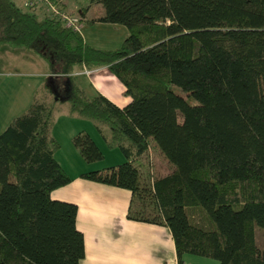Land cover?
<instances>
[{
    "label": "trees",
    "instance_id": "1",
    "mask_svg": "<svg viewBox=\"0 0 264 264\" xmlns=\"http://www.w3.org/2000/svg\"><path fill=\"white\" fill-rule=\"evenodd\" d=\"M90 2L104 9L98 22L126 27L120 47H94L43 6L16 0H0V47L42 58L47 80L67 79L54 91L64 90L71 113L110 128L107 147L125 159L113 181L132 196L127 218L166 226L177 264L185 254L264 264L255 241V227L264 228V0ZM100 66L124 86L123 107L89 97L72 75ZM43 92L0 133V264L85 256L77 205L51 197L71 177L55 159ZM72 143L87 163L104 158L84 131ZM149 148L172 168L150 184L135 165Z\"/></svg>",
    "mask_w": 264,
    "mask_h": 264
},
{
    "label": "crops",
    "instance_id": "2",
    "mask_svg": "<svg viewBox=\"0 0 264 264\" xmlns=\"http://www.w3.org/2000/svg\"><path fill=\"white\" fill-rule=\"evenodd\" d=\"M16 1L21 5L25 2V0ZM58 2L62 9L77 14L81 18L82 27L85 22H91L94 25L108 24L97 21L104 14L101 4L91 3L90 0H58ZM43 62L46 69L42 73L44 82L50 73L46 62ZM105 69H108L107 66L92 69L82 67L76 69L72 75L87 95L88 93L80 85L78 77L84 76L89 80L97 94L104 96L118 107H123L128 103L126 97H122L124 86L117 78L115 79L119 82L110 78L108 74H104ZM48 81L52 84L48 83L49 87L54 88V90L55 88L66 87L68 84L67 79L64 78ZM108 82L114 86L118 97L109 92ZM43 89L45 90V88ZM43 89L41 86L33 91L31 89L34 93L33 98L31 99L28 94L26 97L24 94L15 106L22 108L19 110H23ZM46 93L49 95L48 92ZM97 130L99 133L104 132L101 126H98ZM74 135H70L71 139ZM104 136L107 137L106 134ZM109 136L105 138V142ZM61 148L62 145L60 144L59 149L55 152V159L60 165L56 155ZM69 150L71 157L74 158L70 160V164H73L74 160L76 164L80 160L85 161L73 143ZM87 165L92 167L77 168L74 177L61 166L69 174L71 181L51 192L53 199L72 202L78 207L76 225L83 233L85 245V256L79 264H177L175 246L169 229L164 225L127 218L132 196L129 190L115 186L113 180L116 171L108 170L106 166H101L96 162ZM89 172H92L93 176H87L86 174ZM127 191L130 192V196ZM182 260L183 264H193L195 258H192L190 254H185ZM211 264L219 263L211 262Z\"/></svg>",
    "mask_w": 264,
    "mask_h": 264
},
{
    "label": "rangeland",
    "instance_id": "3",
    "mask_svg": "<svg viewBox=\"0 0 264 264\" xmlns=\"http://www.w3.org/2000/svg\"><path fill=\"white\" fill-rule=\"evenodd\" d=\"M38 10L42 12L40 8ZM127 34L128 31L126 27L121 24L108 23L107 25H94L91 22H85L81 29V35L84 40L92 46L100 49H115L120 47ZM43 61L39 59V56L24 48H12L8 45L0 47V133L7 127L12 119L11 117L23 112L28 107L19 110L22 108L15 106L18 100L22 98L24 94H26V97L28 94L32 99L34 94L32 91L34 89H37L40 86L42 89L45 87L49 90L47 102L52 110L50 135L56 138L62 145L61 150L56 155L61 166L68 170L72 177L75 176L77 168L79 169L83 166L92 167L82 160H80L78 164H76L75 160L73 164H70V160L74 159L71 157L69 150L72 146L70 135L77 134L79 131L84 130L93 138L104 155V158L97 161L96 164L106 166L108 170L116 171V167L125 159L118 147L108 148L106 146L105 138L109 136L110 128L96 120L71 113L68 101L63 98V95L65 94L63 92L64 90H62L63 95H61L59 91L55 92L54 88L51 89V87H49L47 79L43 82L44 76L42 73L46 70ZM104 74H108L110 78L119 82L115 79L116 77H114L109 69H105ZM78 79L80 85L86 89L89 97L97 95L95 89L87 78L81 76L78 77ZM108 83L109 92L112 95H115L116 89L110 82ZM42 92L43 91H41V93ZM176 92L178 94L181 93L179 89H176ZM57 93L60 94V96ZM116 96L118 97L117 94ZM122 97H126L127 102L130 101L129 96L123 95ZM178 119L179 121L181 120L180 116ZM98 126H101L104 132L99 133L97 130ZM105 134L107 137L104 136ZM135 165L139 169L142 181L148 184L152 182V179L166 175L172 170L162 154L155 148H149L146 153L136 160ZM91 174L92 172H89L86 175L90 176ZM127 192L130 196V192ZM136 207L137 204L135 203L134 208ZM146 211L148 212L149 209H146ZM255 241L260 250L264 252V228L258 226L255 227ZM190 256L195 258L193 264L218 263L215 259L192 254H190Z\"/></svg>",
    "mask_w": 264,
    "mask_h": 264
},
{
    "label": "built area",
    "instance_id": "4",
    "mask_svg": "<svg viewBox=\"0 0 264 264\" xmlns=\"http://www.w3.org/2000/svg\"><path fill=\"white\" fill-rule=\"evenodd\" d=\"M23 4L26 8L32 9L43 6L44 15L59 17L66 27L81 33V18L76 14L62 9L59 2L56 3L53 0H25Z\"/></svg>",
    "mask_w": 264,
    "mask_h": 264
}]
</instances>
